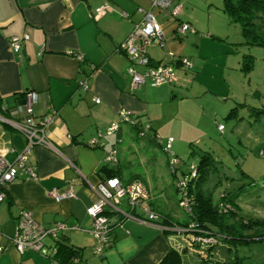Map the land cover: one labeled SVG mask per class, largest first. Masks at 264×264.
<instances>
[{"label":"crops","instance_id":"1","mask_svg":"<svg viewBox=\"0 0 264 264\" xmlns=\"http://www.w3.org/2000/svg\"><path fill=\"white\" fill-rule=\"evenodd\" d=\"M185 3L186 0H171L165 12L153 9L162 25L164 40L162 44L146 48L151 62L171 63L175 71L182 73L176 75L177 80L172 84L153 86L145 81L132 87L126 74L130 60L119 45L140 21L139 9H151L150 0H0V99L4 107L0 109V117L22 121L24 114L17 109L23 105V93L28 90L37 93L33 106L37 117L50 109L57 112L47 128L53 149L35 145L30 151L36 178L21 177L5 186L6 197L0 203V264H50L48 258L36 251L26 249L18 253L11 243L20 210L30 211L44 227L55 222L77 226L64 230L58 237L79 252V260L73 264H157L168 250L181 252L185 243L182 237H187L168 220L185 221L184 216L179 217L181 209L174 188L179 177L174 175L170 197L157 193L165 190L157 177L152 182L155 185L138 174L124 177L119 164V144H116L117 177L123 182L141 180L150 192V208L161 214V219L156 223L138 219L137 216L142 215L138 207L132 211V216L124 215L130 212L126 199L118 205L120 213L105 209L112 225V241L97 256L92 251L91 219L85 209L97 198L94 190L97 182L113 174L109 171L113 165L105 162L106 154L117 138L129 132L128 127L123 126L126 124H121L115 134L105 135L109 125L117 122L118 112L125 109L141 123L148 120L153 128L157 109L175 99L178 88H186L184 83L193 87V73L200 64L195 62L190 69H185L176 60L184 57L185 50L181 35L175 32L176 23L187 22L193 28L182 36L195 32L190 22L181 20ZM102 4L109 6L107 12L93 18V12ZM175 7L179 10L172 16L170 11ZM25 33L29 39L23 40L19 51L14 52L9 37ZM76 53L82 60L74 56ZM84 79L87 90L79 85ZM93 97L99 101L94 102ZM97 133L102 134V144L88 145ZM0 145L16 149L24 146L21 133L2 119ZM69 185L74 197L55 201L50 195V191L61 193ZM168 185L170 187L171 182ZM121 216L122 220L117 223ZM43 243L55 244L50 237H45ZM220 249L222 246L216 249L217 259L223 261L231 255L227 248L225 254L220 253ZM236 259L238 264L242 263L237 254L234 262Z\"/></svg>","mask_w":264,"mask_h":264},{"label":"rangeland","instance_id":"2","mask_svg":"<svg viewBox=\"0 0 264 264\" xmlns=\"http://www.w3.org/2000/svg\"><path fill=\"white\" fill-rule=\"evenodd\" d=\"M181 15L195 29L186 36L179 34L184 57L193 66L200 64L193 73V87L184 83L186 88H178V96L157 109L153 128L145 135L123 125L129 132L115 143L121 147L119 164L124 177L138 174L150 184L157 177L165 187L157 193L170 197L174 175L182 176V171L198 165L205 154L211 171L205 188L212 191L214 201L225 191L228 196L237 193L239 216L264 217V46L246 42L258 37L243 35L240 24L224 9V0H186ZM258 33L264 39V27ZM168 139L171 147L166 149ZM171 159L177 161L175 174ZM182 239L183 260L195 264H238L236 254L245 256L241 264H264V240L232 246L231 255L221 261L215 252L210 254L207 248ZM225 251L222 244L219 252Z\"/></svg>","mask_w":264,"mask_h":264},{"label":"built area","instance_id":"3","mask_svg":"<svg viewBox=\"0 0 264 264\" xmlns=\"http://www.w3.org/2000/svg\"><path fill=\"white\" fill-rule=\"evenodd\" d=\"M151 9L140 10L141 19L134 24L129 34L120 43L119 49L128 57L130 65L126 68V74L130 79V85L136 87L138 84L149 81L153 86L161 84H172L176 82L177 76L174 67L167 62H151L146 54V48L151 44H162L164 40L163 29L160 22L156 19L153 9L165 12L171 0H150ZM109 6L102 4L93 12V18H98L107 12ZM179 8L175 7L170 14L175 16ZM125 15V14H124ZM193 30L192 26L187 22H177L175 26L176 34H185L187 31ZM29 39L25 33L22 35H11L9 43L14 52L19 51L21 42ZM167 54H171L167 52ZM79 60H82L80 54H75ZM172 58V55H171ZM178 63L185 69H190L192 64L186 57H177ZM137 67H142L138 70ZM94 68V67H92ZM79 85L84 89H88L87 80L79 81ZM37 93L28 90L23 93V105L18 107V112L24 114L22 121L13 122L12 120H3L14 127L21 133L24 138V146L21 149H16L13 146L0 145V203L6 197L5 186L21 177L36 178L35 167L30 163V151L35 145H42L52 148L48 137V125L56 115V111L50 109L45 115L37 117L33 112L34 103L37 101ZM94 102H98L97 97H93ZM133 124L134 118L132 113L121 109L118 112L117 122L109 125L105 131V135L115 134L121 124ZM149 124L143 126L144 130L149 128ZM221 129V125H218ZM101 133H97L94 138L88 141V145H101ZM120 142V138L116 139V143ZM114 147L106 154L105 162L110 165L117 163V147ZM171 147V139L167 140L166 149ZM195 172L192 170L190 177H194ZM180 189L186 186V180L178 183ZM97 198L86 207L85 212L91 219L89 232L94 238L93 254L101 255L109 246L108 235V219L104 210H119L118 204L126 199L131 207H138L144 219L151 222L158 218V214L147 205V200L150 198V192L147 186L139 179H132L128 182H123L117 177L100 180L94 187ZM50 195L55 201H60L65 198L74 197L71 190V185L63 192L56 190L50 191ZM127 216H130L126 214ZM69 228H77L76 225H68L65 222H55L50 227H44L38 223L30 211L20 210L17 216L15 232L10 237L11 243L14 245L18 253L26 249L36 251L50 260V264H60L55 258L57 253L55 245L47 246L43 243L45 237H50L54 242L58 239L60 233ZM78 261V257H73L69 263L73 264Z\"/></svg>","mask_w":264,"mask_h":264},{"label":"trees","instance_id":"4","mask_svg":"<svg viewBox=\"0 0 264 264\" xmlns=\"http://www.w3.org/2000/svg\"><path fill=\"white\" fill-rule=\"evenodd\" d=\"M224 9L228 12L232 21L240 24L244 36L253 35L259 39L250 38L246 40L247 43L264 46V39L258 33V29L264 27V0H224ZM0 109L4 110L1 99ZM145 124L137 121L135 118L134 123L129 125L136 129L137 135L143 136L146 133V130L143 128ZM201 156L199 164L196 166L189 165L185 171H182V176L174 183L177 203L184 214L185 221L178 223L168 219L171 225L181 235L186 236L192 246L207 248L210 254L216 253V249L222 246V244H225L230 252V249L233 248L232 246L247 245L264 240V217L239 216L236 203L237 198H235L237 193L228 196V191H225L219 196L217 201H214L212 191L205 188L211 172L205 162L207 155L203 154ZM176 162V159H171L170 161L173 173H176L174 168ZM192 170L195 172L194 177H190ZM109 171H113L110 178L117 177L115 165ZM182 180H186V186L181 190L178 183ZM149 201L150 198L146 202L147 205H149ZM117 207L119 210L108 209V211L120 213L121 210L119 206ZM135 208L137 207L129 206L130 212L128 215L132 216L133 214L131 213ZM104 212L106 215V210ZM156 213L158 214V218L150 223H156L161 219L162 215L158 212ZM137 217H139L138 219H144L143 215ZM121 220L122 216L117 223ZM108 229L109 242L111 244L110 233L112 225L110 222L108 223ZM54 245L57 250L55 258L60 264L69 263L73 257H78L79 260V252L70 245L58 239L55 240ZM184 250L186 251L187 248ZM157 264H195V262L183 260L181 252L170 249Z\"/></svg>","mask_w":264,"mask_h":264},{"label":"water","instance_id":"5","mask_svg":"<svg viewBox=\"0 0 264 264\" xmlns=\"http://www.w3.org/2000/svg\"><path fill=\"white\" fill-rule=\"evenodd\" d=\"M23 103V102H22ZM0 119L6 120V118L0 117ZM5 122V121H4Z\"/></svg>","mask_w":264,"mask_h":264}]
</instances>
